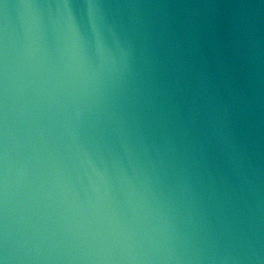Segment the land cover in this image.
Returning <instances> with one entry per match:
<instances>
[{
	"label": "water",
	"instance_id": "95a60500",
	"mask_svg": "<svg viewBox=\"0 0 264 264\" xmlns=\"http://www.w3.org/2000/svg\"><path fill=\"white\" fill-rule=\"evenodd\" d=\"M264 264V0H0V256Z\"/></svg>",
	"mask_w": 264,
	"mask_h": 264
},
{
	"label": "snow or ice",
	"instance_id": "6c2138e0",
	"mask_svg": "<svg viewBox=\"0 0 264 264\" xmlns=\"http://www.w3.org/2000/svg\"><path fill=\"white\" fill-rule=\"evenodd\" d=\"M0 264H8L7 256H0Z\"/></svg>",
	"mask_w": 264,
	"mask_h": 264
}]
</instances>
